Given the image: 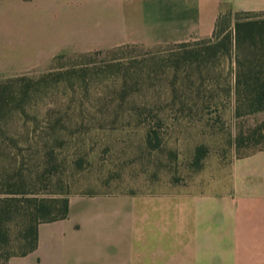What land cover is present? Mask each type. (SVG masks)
<instances>
[{"label": "rangeland", "instance_id": "1", "mask_svg": "<svg viewBox=\"0 0 264 264\" xmlns=\"http://www.w3.org/2000/svg\"><path fill=\"white\" fill-rule=\"evenodd\" d=\"M74 2L91 9L102 0ZM237 15L264 16V0H221L217 38L121 46L0 75V95L9 99L0 111V164L23 170L28 196L68 198L69 207L118 200L124 238L132 197L209 195L231 187L234 160L264 147L263 138L237 150L235 139L264 124V113L234 116L228 87L248 45L209 59L202 52L222 42L224 29L234 38ZM200 147L207 153L197 165ZM44 156L50 164L40 183Z\"/></svg>", "mask_w": 264, "mask_h": 264}, {"label": "crops", "instance_id": "2", "mask_svg": "<svg viewBox=\"0 0 264 264\" xmlns=\"http://www.w3.org/2000/svg\"><path fill=\"white\" fill-rule=\"evenodd\" d=\"M93 6L0 0V75L121 46L210 39L221 13V0H102ZM77 203L71 202L69 219L39 227L34 252L9 264H264V150L235 159L232 185L220 192L132 197L128 238L121 202Z\"/></svg>", "mask_w": 264, "mask_h": 264}, {"label": "trees", "instance_id": "3", "mask_svg": "<svg viewBox=\"0 0 264 264\" xmlns=\"http://www.w3.org/2000/svg\"><path fill=\"white\" fill-rule=\"evenodd\" d=\"M218 26L219 19L212 38L219 36ZM234 31L233 38L232 34L224 29L220 34L222 42L218 46L206 48L202 55H206L208 59L219 52L230 55L232 50L237 51L243 45H248L249 55L245 60L237 62V68L234 72L232 70L233 85L228 87L234 94V116L238 119L264 113V16L242 18L237 15ZM197 55L201 54L197 52ZM214 82L213 86L220 90L218 80ZM8 101L6 94L0 95V111ZM263 138L264 124H261L248 132L240 133L235 139V146L238 150L247 143L259 144ZM148 143L154 148L159 147V143L153 144L151 138ZM262 150L264 147L238 158ZM206 153L203 147L197 150V165ZM41 164L43 170L37 177L38 181L43 183L48 177V156L43 157ZM28 185L22 169L13 168L10 172L0 164V264H9L14 257H24L34 252L38 247L39 227L42 224L65 220L69 215L68 198L28 196L23 190Z\"/></svg>", "mask_w": 264, "mask_h": 264}]
</instances>
